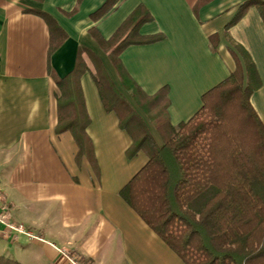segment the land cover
<instances>
[{"label":"crops","instance_id":"1","mask_svg":"<svg viewBox=\"0 0 264 264\" xmlns=\"http://www.w3.org/2000/svg\"><path fill=\"white\" fill-rule=\"evenodd\" d=\"M109 1L0 0V183L13 220L30 233L0 239V262L71 264L68 257H80L83 264H185L121 197L149 159L144 152L128 158L134 141L115 108H105L87 53L91 72L80 83L96 164L79 157L71 132H59L63 93L55 78L75 70L84 48L161 147L91 31L108 41L139 6L147 8L153 21L137 40L162 39L131 45L120 59L146 95L169 89L173 127L201 110L206 93L236 71L245 73L242 49L261 82L250 101L264 124V0ZM247 2L254 4L239 17ZM38 13L55 21L54 31Z\"/></svg>","mask_w":264,"mask_h":264},{"label":"trees","instance_id":"2","mask_svg":"<svg viewBox=\"0 0 264 264\" xmlns=\"http://www.w3.org/2000/svg\"><path fill=\"white\" fill-rule=\"evenodd\" d=\"M253 4L247 2L239 17ZM38 14L54 31L55 21ZM152 21L147 8L139 6L110 40L95 31L91 35L110 58L123 87L163 145L158 146L144 122L135 118L100 61L84 48L79 50L75 70L63 79L55 78L63 93L59 132H71L79 146V157L96 164L80 83L82 76L91 72L83 60L87 53L105 108H115L121 128L134 141L128 158L144 152L149 159L121 191V197L185 264H264V124L250 101L251 94L261 86L255 66L238 48L245 73L236 71L206 93L201 110L190 121L173 127L168 114L169 89L153 97L146 95L120 59L131 45L162 39L137 40L141 27ZM54 51L51 48L50 55ZM0 264L18 263L1 259Z\"/></svg>","mask_w":264,"mask_h":264},{"label":"built area","instance_id":"3","mask_svg":"<svg viewBox=\"0 0 264 264\" xmlns=\"http://www.w3.org/2000/svg\"><path fill=\"white\" fill-rule=\"evenodd\" d=\"M23 235L30 237L26 227L13 220L11 204L8 202L0 183V239L12 240ZM68 260L71 264H83L80 257H68Z\"/></svg>","mask_w":264,"mask_h":264},{"label":"rangeland","instance_id":"4","mask_svg":"<svg viewBox=\"0 0 264 264\" xmlns=\"http://www.w3.org/2000/svg\"><path fill=\"white\" fill-rule=\"evenodd\" d=\"M134 116H135V118L136 119H138V117L134 114ZM147 121V120H146ZM147 123H148V121H147ZM132 125H130L129 127H131ZM133 129V128H132ZM160 141V140H159ZM160 145L162 146L163 144H162V142L160 141Z\"/></svg>","mask_w":264,"mask_h":264}]
</instances>
